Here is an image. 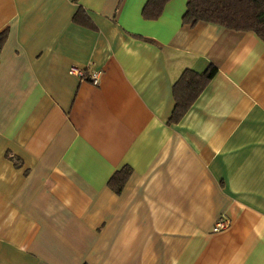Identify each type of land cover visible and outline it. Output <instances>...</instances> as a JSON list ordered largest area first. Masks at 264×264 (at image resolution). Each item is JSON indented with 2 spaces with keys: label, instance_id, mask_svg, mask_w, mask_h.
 Segmentation results:
<instances>
[{
  "label": "crops",
  "instance_id": "0c3cea01",
  "mask_svg": "<svg viewBox=\"0 0 264 264\" xmlns=\"http://www.w3.org/2000/svg\"><path fill=\"white\" fill-rule=\"evenodd\" d=\"M146 1L0 0V264H264V41Z\"/></svg>",
  "mask_w": 264,
  "mask_h": 264
},
{
  "label": "trees",
  "instance_id": "16d2710c",
  "mask_svg": "<svg viewBox=\"0 0 264 264\" xmlns=\"http://www.w3.org/2000/svg\"><path fill=\"white\" fill-rule=\"evenodd\" d=\"M169 0H147L142 7L144 19H157ZM78 11L74 20H78ZM215 23L233 31H251L264 41V0H186V10L182 24L189 27L196 23ZM6 38V31L0 32V48ZM217 68L209 64L205 70L197 72L185 68L172 85L174 105L168 123H176L189 109L199 94L205 89ZM129 168L115 172L108 186L120 191Z\"/></svg>",
  "mask_w": 264,
  "mask_h": 264
},
{
  "label": "built area",
  "instance_id": "2783aa9c",
  "mask_svg": "<svg viewBox=\"0 0 264 264\" xmlns=\"http://www.w3.org/2000/svg\"><path fill=\"white\" fill-rule=\"evenodd\" d=\"M70 72L75 73L77 76H79L82 79H86L90 81L93 84H97L99 81V71H92L88 72L86 70H82L76 67H71ZM229 223V220L226 218H221L218 220L214 225V230H219L222 228H225Z\"/></svg>",
  "mask_w": 264,
  "mask_h": 264
}]
</instances>
